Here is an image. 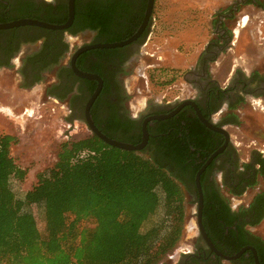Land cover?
I'll return each instance as SVG.
<instances>
[{
	"label": "flooded vegetation",
	"instance_id": "1",
	"mask_svg": "<svg viewBox=\"0 0 264 264\" xmlns=\"http://www.w3.org/2000/svg\"><path fill=\"white\" fill-rule=\"evenodd\" d=\"M212 2L214 33L195 51L190 66L176 67L185 68L183 83L170 87L179 94L170 99L169 94L154 98L146 92L139 113L131 104L138 95L132 80L135 65L157 35L166 37L164 45L180 39L183 0H74L66 29H0V70L18 63L22 88L46 82L45 97L84 120L86 103L99 83L75 73L74 54L88 46L125 43L87 49L75 65L102 79L91 108L98 129L112 139L139 144L146 123L142 151L176 178L184 192L185 215L196 208V233L189 245L161 264H264V235L256 228L264 220V64L224 67L221 60L234 44L236 25H247L242 23L246 7L264 10V0ZM69 5L70 0H0V24L30 19L64 25ZM244 148H250L248 155ZM200 209L205 235L198 225Z\"/></svg>",
	"mask_w": 264,
	"mask_h": 264
},
{
	"label": "trees",
	"instance_id": "2",
	"mask_svg": "<svg viewBox=\"0 0 264 264\" xmlns=\"http://www.w3.org/2000/svg\"><path fill=\"white\" fill-rule=\"evenodd\" d=\"M15 140L0 133V264H159L181 239L184 192L156 157L96 135L65 141L18 198L11 179L27 170L12 156ZM33 206L43 210L44 235Z\"/></svg>",
	"mask_w": 264,
	"mask_h": 264
},
{
	"label": "rangeland",
	"instance_id": "3",
	"mask_svg": "<svg viewBox=\"0 0 264 264\" xmlns=\"http://www.w3.org/2000/svg\"><path fill=\"white\" fill-rule=\"evenodd\" d=\"M201 7L206 9H200ZM183 9L186 11H182L180 39L164 45L166 37L162 34L157 35L144 49L146 52L144 57L142 56L140 62L135 65L137 69L132 73L134 76L132 80L138 95H134L135 99L131 100L135 113H139L143 108L146 92H150L154 98L169 94L170 99L179 94V91H171L170 87L175 83H183L182 71L185 68L176 70V67L190 66L195 51L202 50L203 44L214 33L211 20L216 5L212 0H183ZM242 23L247 25L244 27L236 25V32L232 34L234 44L221 57L224 67L230 63L237 66L264 64V10L247 6L243 12ZM18 66L16 63L11 70H0V133L12 135L16 139L12 145V156L19 167L27 170V175L23 180L12 178L10 184L16 196L24 198L25 193L37 184L39 174L54 166L63 142L86 138L93 134L86 122L73 117L64 104L45 97L46 82L35 84L32 88H22L19 76L16 75ZM143 72L147 75L144 79L139 75ZM232 131L233 134L243 136V141H250V138L239 130ZM248 150L250 148H244L247 155ZM31 209L36 217L34 228L43 235L46 234L43 210L37 206ZM187 210L181 239L159 264L169 260L170 255L184 250L195 235L192 214L196 208L190 207ZM149 225L150 222L144 227ZM82 226L90 227L92 230L95 228L90 221L82 222ZM256 228L264 235V220Z\"/></svg>",
	"mask_w": 264,
	"mask_h": 264
},
{
	"label": "water",
	"instance_id": "4",
	"mask_svg": "<svg viewBox=\"0 0 264 264\" xmlns=\"http://www.w3.org/2000/svg\"><path fill=\"white\" fill-rule=\"evenodd\" d=\"M234 8H236V5H234ZM69 9H70V18H69V21L64 25H55V24L45 23V22H41V21L26 19V20L16 21L14 23H9V24H0V29H8L11 27H18L21 25H36V26H40V27H43L46 29L63 30V29H66L67 27H69V25L71 24V22L73 20L74 0H70ZM124 44L125 43H114V44H105V45H94V46H88L85 48H81L74 54V56L72 58V64H73V69H74L75 73L79 77L90 79V80H97L99 83L97 89L95 90L93 95L90 97V99L86 103V106L84 109V120H85L87 126L89 127V129L91 130L92 134L96 135L101 140H103L104 142H106L107 144H109L113 147H117V148H120V149L126 150V151H142L145 148V145H146L147 140H148V131H147L146 123L143 126V132H144L143 140L139 144L126 143V142L118 141L116 139H112V138L108 137L107 135L103 134L98 129V127L95 125V123L93 121L92 114H91V108H92L96 98L98 97V95L102 89V79L95 74L87 73V72H83V71L78 70L76 65H75L77 56L87 49L104 48V47H108V48L109 47H117V46H122ZM155 118L156 119H162L163 117L162 116H156ZM197 183H198L199 188H200V173L198 174V177H197ZM198 225H199V228L201 229L202 233L205 235V232H204L202 224H201V209H200V217H199Z\"/></svg>",
	"mask_w": 264,
	"mask_h": 264
},
{
	"label": "built area",
	"instance_id": "5",
	"mask_svg": "<svg viewBox=\"0 0 264 264\" xmlns=\"http://www.w3.org/2000/svg\"><path fill=\"white\" fill-rule=\"evenodd\" d=\"M69 264H76L75 262H71V263H69Z\"/></svg>",
	"mask_w": 264,
	"mask_h": 264
},
{
	"label": "bare ground",
	"instance_id": "6",
	"mask_svg": "<svg viewBox=\"0 0 264 264\" xmlns=\"http://www.w3.org/2000/svg\"><path fill=\"white\" fill-rule=\"evenodd\" d=\"M4 110V109H3ZM5 111H8V112H10L9 110H5Z\"/></svg>",
	"mask_w": 264,
	"mask_h": 264
}]
</instances>
